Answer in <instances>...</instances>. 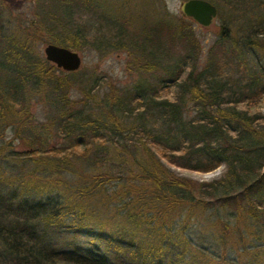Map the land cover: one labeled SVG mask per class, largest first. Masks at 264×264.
I'll return each mask as SVG.
<instances>
[{"label": "trees", "instance_id": "trees-1", "mask_svg": "<svg viewBox=\"0 0 264 264\" xmlns=\"http://www.w3.org/2000/svg\"><path fill=\"white\" fill-rule=\"evenodd\" d=\"M206 1L203 51L166 0H0V264H264V0ZM37 43L134 82L98 98Z\"/></svg>", "mask_w": 264, "mask_h": 264}, {"label": "rangeland", "instance_id": "rangeland-1", "mask_svg": "<svg viewBox=\"0 0 264 264\" xmlns=\"http://www.w3.org/2000/svg\"><path fill=\"white\" fill-rule=\"evenodd\" d=\"M183 0H166V7L170 14L172 15H179V3ZM8 12L11 15H25L26 20H30V15L28 11H30L31 6L28 0H11L8 3ZM218 25V20L215 19L212 25L206 29L199 28L197 25L194 26L195 35L200 42L201 48L205 51L211 42L215 38V32ZM45 45L42 43H37L35 46V51L43 57L42 49ZM81 59L80 67L78 68V72L80 75L90 76V81L96 79L97 82L95 87H97L98 91V98L102 97V93L109 91V86L112 85L113 87L124 90L134 82V76L127 75L124 69L125 66V55L124 54H109L105 57H101L99 59L98 55L95 52L84 50V51H76ZM77 71V70H76ZM58 74V73H57ZM73 95L75 98H79L80 94L77 91H73ZM91 107L92 105L89 104ZM37 116L40 117V110H36ZM264 112V110H263ZM10 137V132L5 133V137L3 139L8 140ZM224 168L219 167L216 170L201 174L195 172H189L184 170H178L175 168H171L176 175L181 177H185L197 182L200 181H211L213 179L218 178Z\"/></svg>", "mask_w": 264, "mask_h": 264}, {"label": "water", "instance_id": "water-1", "mask_svg": "<svg viewBox=\"0 0 264 264\" xmlns=\"http://www.w3.org/2000/svg\"><path fill=\"white\" fill-rule=\"evenodd\" d=\"M179 12L183 18L202 29L210 27L217 17L216 7L206 0H184L179 3ZM42 54L45 61L65 72H74L81 64L76 51L61 46L47 44L43 47Z\"/></svg>", "mask_w": 264, "mask_h": 264}]
</instances>
